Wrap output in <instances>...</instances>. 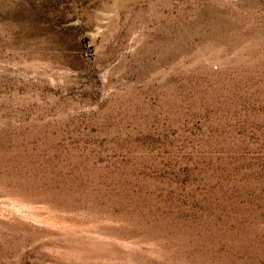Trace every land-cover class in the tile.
Listing matches in <instances>:
<instances>
[{"label": "rangeland", "instance_id": "1", "mask_svg": "<svg viewBox=\"0 0 264 264\" xmlns=\"http://www.w3.org/2000/svg\"><path fill=\"white\" fill-rule=\"evenodd\" d=\"M0 264H264V0H0Z\"/></svg>", "mask_w": 264, "mask_h": 264}]
</instances>
